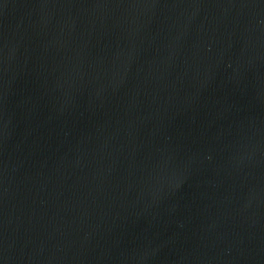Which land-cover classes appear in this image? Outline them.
Returning a JSON list of instances; mask_svg holds the SVG:
<instances>
[{"label": "water", "instance_id": "obj_1", "mask_svg": "<svg viewBox=\"0 0 264 264\" xmlns=\"http://www.w3.org/2000/svg\"><path fill=\"white\" fill-rule=\"evenodd\" d=\"M0 264H264V0H0Z\"/></svg>", "mask_w": 264, "mask_h": 264}]
</instances>
